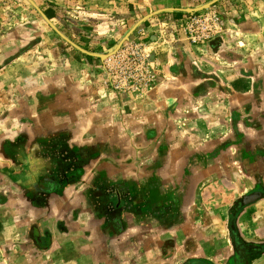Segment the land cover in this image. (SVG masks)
Wrapping results in <instances>:
<instances>
[{"label":"crops","instance_id":"0c3cea01","mask_svg":"<svg viewBox=\"0 0 264 264\" xmlns=\"http://www.w3.org/2000/svg\"><path fill=\"white\" fill-rule=\"evenodd\" d=\"M199 1L33 0L99 55L160 11L130 95L0 0V264H264V0H220L223 33L193 46L172 24Z\"/></svg>","mask_w":264,"mask_h":264},{"label":"built area","instance_id":"2783aa9c","mask_svg":"<svg viewBox=\"0 0 264 264\" xmlns=\"http://www.w3.org/2000/svg\"><path fill=\"white\" fill-rule=\"evenodd\" d=\"M172 25L177 33H181L184 41L193 46L207 44L221 36L224 31L221 14L217 9L188 14ZM148 35L141 28L134 38L106 60L105 69L116 92L141 94L153 84L157 62L154 43L147 39Z\"/></svg>","mask_w":264,"mask_h":264},{"label":"water","instance_id":"95a60500","mask_svg":"<svg viewBox=\"0 0 264 264\" xmlns=\"http://www.w3.org/2000/svg\"><path fill=\"white\" fill-rule=\"evenodd\" d=\"M33 6H35V8L40 12V14L45 18V20L48 22V24L52 27V29L57 32L62 38H64L68 43H70L72 46H74L75 48L81 50L82 52L84 53H87V54H91V55H97L99 56L101 59L103 60H107L110 56L116 54L118 52V50L122 47V45L126 42V41H129L131 36L134 34V32L136 31V29L143 23L145 22L148 18H150L151 16H153L154 14H157L159 13L160 11L158 12H155V13H152L144 18H142L137 24H135L130 30L129 32L120 40V42L113 48L111 49L108 53H105V54H93V53H90L89 51L83 49L82 47H80L79 45H77L74 41H72L70 38H68L62 31H60L57 26L50 20L48 19V17L42 12V10L38 7V5L33 2V0H29ZM220 0H212L208 3H205L197 8H190V9H187L188 12L190 13H196V12H200L202 10H205L207 8H210L211 6H213L214 4H216L217 2H219Z\"/></svg>","mask_w":264,"mask_h":264},{"label":"rangeland","instance_id":"374dc122","mask_svg":"<svg viewBox=\"0 0 264 264\" xmlns=\"http://www.w3.org/2000/svg\"><path fill=\"white\" fill-rule=\"evenodd\" d=\"M203 1H204V2H203ZM208 2H210V1H209V0H201V1H199V2H195L194 7H199V6H201V5L205 4V3H208ZM219 2H220V1H219ZM217 3H218V2H217ZM217 3L214 4L213 6H211L210 8H207V9L202 10V11H207V10H209V9H217V10H219L218 7H217ZM218 4H219V3H218ZM200 12H201V11H200ZM140 29H141V27L139 26V27L136 29V31L134 32V34L131 36L130 40H131L132 38H134V37L137 35V32H138ZM130 40H129V41H130ZM119 42H120V41H119ZM119 42H118V43H119ZM126 42H128V41H126ZM126 42H125V43H126ZM118 43H117V44H118ZM125 43H124V44H125ZM117 44H116V45H117ZM124 44H123V45H124ZM116 45H115V46H116ZM123 45H122V47H123ZM115 46H112L111 49H113ZM122 47H121V48H122ZM121 48H120V49H121ZM120 49H119V50H120ZM119 50H118V51H119ZM114 55H115V54H114ZM112 56H113V55H112ZM110 57H111V56H110ZM110 57H109V58H110ZM109 58H108V59H109ZM105 63H106V60H105Z\"/></svg>","mask_w":264,"mask_h":264}]
</instances>
